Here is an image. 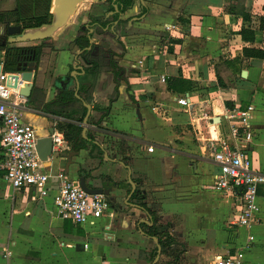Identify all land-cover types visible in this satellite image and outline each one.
I'll return each instance as SVG.
<instances>
[{
    "label": "crops",
    "instance_id": "crops-1",
    "mask_svg": "<svg viewBox=\"0 0 264 264\" xmlns=\"http://www.w3.org/2000/svg\"><path fill=\"white\" fill-rule=\"evenodd\" d=\"M15 8V0H0V10ZM110 8L102 0H85L52 37L12 44H45L31 95L20 109L36 137L48 135L50 128L62 134L56 125L65 119L43 112L41 105L61 90L76 91L71 73L76 66L80 85L86 65L79 58L75 63L80 50L72 43L80 28H93L87 49L101 53L105 66L92 80L91 101L82 103L90 105L87 130L104 152L99 163L89 149L76 151L63 137L59 150L42 163L51 175L43 192L14 189L0 166V264H148L155 243L139 224L151 223L129 202V177L144 190L147 204L157 206L159 221L169 223L170 233L186 246L177 264H214L237 252L243 264H264V185L257 191V222L250 229L236 225L239 202L215 190L219 167L211 153L213 139L231 141L225 111L252 105L249 138L243 137L242 144L252 167L264 173V56L243 53L244 47L264 49V0H134L119 14L127 20L124 25H89L90 16L108 19L116 13ZM241 29L252 30L255 41H243ZM0 31L3 35L4 25ZM109 52L124 68L118 82L108 67ZM176 78L191 86L169 89ZM116 85L118 95L109 105ZM183 97L189 108L177 103ZM107 106L100 125L89 122ZM69 122L85 126L83 120ZM1 158L0 153V164ZM79 169L90 174L88 183L106 189L113 216L84 226L59 216L53 206L54 175L63 172L78 180ZM249 236L254 237L250 244ZM159 260L167 264L169 258L160 255Z\"/></svg>",
    "mask_w": 264,
    "mask_h": 264
},
{
    "label": "built area",
    "instance_id": "built-area-1",
    "mask_svg": "<svg viewBox=\"0 0 264 264\" xmlns=\"http://www.w3.org/2000/svg\"><path fill=\"white\" fill-rule=\"evenodd\" d=\"M10 75L8 72L0 73V166L5 171V180L14 189L33 187L43 192L51 175L43 170V162L36 152L33 127L22 118L20 104L26 101V97L19 93V88L12 87ZM177 103L188 108L190 105L188 97L177 99ZM253 109L252 105H248L244 109L235 107L225 111L231 141L226 138L213 139L211 152L219 167V172L214 176V188L233 194L239 202L234 223L247 229L257 222V191L259 185H264V173L252 167L251 158L242 144L243 137L249 138ZM62 142V134H52L53 150H59ZM151 150L152 147H148V151ZM54 178L57 189L53 195V206L62 219L84 226L94 225L99 218L113 216L112 203L105 195L87 193L78 180L70 179L63 172L56 173ZM253 239V236H249L248 243H252ZM214 264H243V258L237 252L216 258Z\"/></svg>",
    "mask_w": 264,
    "mask_h": 264
},
{
    "label": "trees",
    "instance_id": "trees-1",
    "mask_svg": "<svg viewBox=\"0 0 264 264\" xmlns=\"http://www.w3.org/2000/svg\"><path fill=\"white\" fill-rule=\"evenodd\" d=\"M111 6L110 9H113V4H116L118 9H122V13L127 9L131 8L134 4V0H102ZM16 8L12 10H0V27L2 25H20L22 29H31L40 27L44 23H49L52 18L50 13V0H15ZM229 12H232L230 8ZM146 12V8L141 10V13ZM233 13V12H232ZM242 18L245 20L249 19L248 14H241ZM89 25L92 27L104 28L108 24L114 22L124 25L127 20L119 19V12L114 13L110 18L105 19L98 16H90ZM262 24V22H261ZM239 34L242 37L243 41L254 42L255 35L254 32L250 29H241ZM8 34H0V41L7 38ZM74 42L79 48L80 53L78 58L86 65V75L79 85L78 97L75 95V89L66 88L59 91L57 97L49 102H45L41 105V110L45 113L62 117L64 121L57 122V129L60 133L63 134L64 139L71 143V146L74 150L78 151L80 149H89V156L92 158H99V163L103 159V148L100 144L94 139V135L90 130H87L85 136L82 135V126L75 122H69V120H75L82 122L85 114L86 107L83 105V100L88 102L91 101L92 97V80L97 77L99 72L104 68L105 63L101 53L93 55L92 50H88L89 46V33L88 28H80L78 35L75 37ZM45 46L44 43L39 45H30V46H16L10 45L8 50L5 52L4 67L7 71L14 70L19 59L18 57L22 53H27L34 51L35 58L38 59L39 54L41 53L42 48ZM102 49V48H101ZM244 55L249 54L250 56L263 57L264 49H248L243 48ZM109 62L108 67L114 75L115 80L118 82V79L122 76V71L124 68L117 63L116 60L112 57V52L108 53ZM72 67V66H71ZM67 77H70L67 74ZM90 77V79L88 78ZM89 80V82L87 81ZM86 81V82H85ZM90 83V84H89ZM177 84L181 87L178 88ZM191 86V81L181 80V79H171V82L168 83L169 89H185ZM118 85H116L114 94L109 99V105L113 102L117 95ZM108 107L105 109H98L100 115L97 119L90 117L89 122H93L95 125H100L104 117L108 113ZM125 164L127 163L124 161ZM79 176L83 177L90 187H94L92 184L87 182V178H90V174L84 169H79ZM134 180V179H133ZM135 181V180H134ZM117 184V183H114ZM145 192L140 188L139 185H136L133 193L129 198L131 205H134L141 210L147 213L148 223H140L144 235L148 237H156L158 245L161 248V255L168 257L169 261L167 264H177L183 253L186 250V246L180 243L175 236L170 233L171 225L169 223H162L159 221V216L156 211V205H148L145 201ZM157 251V246L154 244L153 248L148 254V264H151ZM162 260H159L156 264H162Z\"/></svg>",
    "mask_w": 264,
    "mask_h": 264
},
{
    "label": "water",
    "instance_id": "water-1",
    "mask_svg": "<svg viewBox=\"0 0 264 264\" xmlns=\"http://www.w3.org/2000/svg\"><path fill=\"white\" fill-rule=\"evenodd\" d=\"M85 0H50V13L52 14L51 21L49 23H44L40 27L37 28H31V29H22L20 25H7L5 26V32L8 36L5 39H2L0 41V73L1 72H8L10 75V78L13 80L12 87L13 88H19V93L25 97H30L31 91L34 87L35 82V73L37 70V59L35 58L34 51L22 53L18 59V63L14 70L7 71L4 67V59H5V52L8 50V47L15 43L20 42H27V41H42L45 39H48L54 35V33L62 28L70 19L78 5ZM92 1H101V0H92ZM141 2V0H140ZM114 10L112 12H116L119 14L122 13V9H118L116 4H113ZM87 27V26H86ZM89 34L93 32V28L88 27ZM2 32V31H0ZM102 32V31H101ZM90 46L91 48L93 44V40L89 38ZM30 46V45H28ZM72 46H75V43H72ZM3 52V54H2ZM79 53L76 54L75 57V63L79 62L78 59ZM74 72L71 73L72 78L75 81L76 84V91L75 95L78 97L77 89H78V81H77V75H78V68L74 66ZM81 69V68H79ZM20 86L18 87V85ZM84 106L86 107L87 111L83 118L84 127L82 130V134L85 135V132L87 130L86 122L88 120V115L90 112V105L87 103H84ZM54 133V129L50 128L48 135L43 137H36V143H35V149L38 154V157L42 162H46L51 156L56 152L52 149V134ZM62 156H67L66 153H64ZM79 184L82 187L84 191H86L89 194H103L107 192L106 189L100 188V187H90L87 185L85 179L83 177H79ZM129 182L131 183V191L129 193V196L133 192L135 185L132 182V180L129 177ZM125 203L128 204V201H125ZM146 223L147 221L144 220ZM151 239L154 241V243L157 246L156 255L152 261L151 264H156L158 261L160 255H161V248L158 245V241L156 237H151Z\"/></svg>",
    "mask_w": 264,
    "mask_h": 264
}]
</instances>
